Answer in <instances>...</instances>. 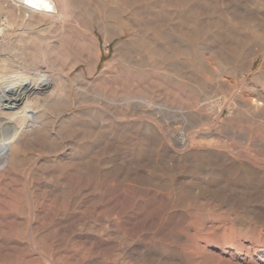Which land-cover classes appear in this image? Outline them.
Instances as JSON below:
<instances>
[{"label": "rangeland", "instance_id": "374dc122", "mask_svg": "<svg viewBox=\"0 0 264 264\" xmlns=\"http://www.w3.org/2000/svg\"><path fill=\"white\" fill-rule=\"evenodd\" d=\"M83 1L101 8L115 5L121 9L119 18L124 19L112 23L113 27L109 21L110 24L105 23L107 26L102 24L101 35L96 31L92 34L90 29L95 19L88 17L85 22L88 31L84 34L87 46H83V56L74 57L80 64L70 74L72 79L84 72L92 81V88L90 85L88 88L90 96L107 102L100 108L96 102L89 105L80 98L81 102H77L78 95L72 89L77 84L73 81L76 77L70 80L72 93L68 102L61 103L62 109L59 106L56 111L48 110L52 141H43L40 136L35 141L38 152H27L22 163L4 164L6 169L0 170V264H264V178L233 181L226 172L221 178L220 173H210L205 168L207 164H251L263 174L264 106L259 108L260 117L248 115L243 106L250 102L251 89L264 88V57L249 70L263 47L254 35L264 25V0H99L102 5L98 0L97 3ZM149 11L153 14L151 18H156L155 26L142 22L149 17L145 14ZM257 25L260 27L256 28ZM118 27H123L121 33ZM104 38H110V43ZM86 58H91L93 63ZM98 60L101 61L98 73L89 76L90 68ZM131 104H138L144 110L154 109L149 114L135 113L129 109ZM108 108L123 111L126 124L115 128L91 112ZM202 112L208 114L207 119L202 117ZM61 124H65V129ZM133 124L135 128L128 126ZM94 126L102 129L92 137L89 129ZM78 127L83 129L77 132ZM60 131L63 135L72 134L66 135L67 139ZM81 131L89 133L92 139L88 140L85 134L82 138ZM206 133L212 136L207 137ZM178 136L186 141L184 146L175 142ZM207 150L219 157L202 156ZM31 154L35 159L28 162ZM75 160L83 162L74 164ZM32 181L34 184L29 183ZM223 182L228 184L226 189ZM5 184L8 187L3 189ZM11 190L14 192L10 193ZM199 193L205 197L197 201ZM120 212L124 213L123 218ZM32 221L40 233L46 228L44 233H50L54 244L47 245L38 236H30ZM95 227H103L102 232ZM164 259L167 262L163 263Z\"/></svg>", "mask_w": 264, "mask_h": 264}, {"label": "bare ground", "instance_id": "6f19581e", "mask_svg": "<svg viewBox=\"0 0 264 264\" xmlns=\"http://www.w3.org/2000/svg\"><path fill=\"white\" fill-rule=\"evenodd\" d=\"M87 1V0H85ZM91 1V0H90ZM89 1V2H90ZM94 1V0H93ZM97 0H95L96 2ZM102 1V0H100ZM99 0L97 1L98 3L100 2ZM113 1V0H112ZM84 2L83 0L79 2L75 1V0H0V170L3 171L5 168L4 164H20L22 163L25 159H26V153L27 152H38L37 150H35V141L40 138V136H42V140L44 141L45 139H49L52 141L50 133L48 128H51L49 123H51L49 121V119L47 118V114H48V110H53L56 111L59 106L61 108V105L66 104L68 102V100L70 99L69 96L72 93L71 92V86L69 85L70 80H73L75 77L77 78L76 75H79L80 79H74V83H77L76 85H72L76 94L78 95V99L76 97L77 100H79V98L83 101L89 104V102H96L99 104V108L101 107L100 105L104 106L106 104L107 101L101 99V98H93L92 96H90L91 94L88 93V88H90V82H92L91 80H89L88 78H86L84 76V72H81L79 74H76L74 76V78H70V74H72V70L75 69L77 66H79L80 61L79 59H77L78 61H75L76 57L81 56L83 54V48H85L87 45H85V38H84V34L86 31H88V29L86 28V20H88V17L91 18V20L94 18V22H93V27L90 29V31L92 32H98L101 35H103L102 31L103 25H106L105 23H112L113 24H117L119 23V10H121L120 8H117L115 5L112 6L111 8H104V6L101 8L98 7V5L96 6H92L89 4H85L82 3ZM96 2V3H97ZM103 2V1H102ZM99 3V5H102ZM140 2V1H139ZM110 3V2H109ZM108 3V5H109ZM112 3V2H111ZM116 2H113L112 4H114ZM93 4V5H94ZM105 4V2H104ZM103 4V5H104ZM107 6V5H105ZM111 6V4L109 5ZM264 6V5H263ZM126 8V6L124 7ZM145 8V7H144ZM128 7H127V11L128 12ZM131 10V9H130ZM142 10V9H141ZM148 10V9H147ZM110 11V12H107ZM125 11V9H124ZM133 11V10H132ZM136 11V10H135ZM121 12V11H120ZM138 12V11H136ZM135 12V13H136ZM146 12V11H145ZM109 13V14H107ZM123 13V11L121 12ZM125 13V12H124ZM123 13V14H124ZM152 12H147L145 14H147V18H141L142 22L145 21L147 25H151V26H155L156 25V21L154 20V18H151V16L153 14H151ZM94 14L96 16H94ZM101 14V15H98ZM103 14V15H102ZM105 14V16H104ZM107 14V15H106ZM133 14V13H132ZM139 17V16H138ZM142 17V16H141ZM146 17V15H145ZM140 18V17H139ZM121 19H123L121 17ZM120 19V20H121ZM140 19V20H141ZM156 19V18H155ZM132 20V19H131ZM130 20V21H131ZM161 20V19H160ZM93 21V20H92ZM109 21V22H108ZM124 21V19H123ZM127 21V20H126ZM137 24L141 23V21H136ZM144 22V23H145ZM109 23V24H110ZM128 23V22H126ZM124 23V24H126ZM134 23V22H132ZM141 23V24H144ZM90 26V23H88ZM107 24V25H109ZM135 24V23H134ZM260 24V23H259ZM106 25V26H107ZM121 25V23H120ZM261 25V24H260ZM260 25L256 26V28L260 27ZM105 26V27H106ZM109 26V27H111ZM117 26V25H116ZM115 26V27H116ZM124 26V25H123ZM129 26V25H126ZM133 26V25H132ZM136 26V25H135ZM146 26V25H144ZM247 26V25H246ZM253 26V25H252ZM262 27H260V29L257 31L255 30V34L254 36H256V39L260 40L259 42H262V48L260 50V52L257 54V56L254 58V61L251 63L249 70L252 71L255 62L260 59L262 56L264 57V25H261ZM113 27V26H112ZM139 27V26H138ZM142 27V26H141ZM90 28V27H89ZM119 28V27H118ZM117 28V29H118ZM135 28V27H134ZM145 28V27H144ZM148 28V26H147ZM145 28V29H147ZM105 29V28H104ZM120 29H123V27H120L118 30L120 31ZM128 29V28H127ZM130 29V28H129ZM128 29V30H129ZM139 29V28H138ZM144 29V30H145ZM136 30V29H135ZM143 30V29H140ZM139 30V31H140ZM143 30V31H144ZM150 30V29H149ZM158 30V29H157ZM116 31V30H115ZM124 31V30H123ZM147 31V30H146ZM260 31V32H259ZM92 32V34H93ZM106 32V31H105ZM125 32V31H124ZM127 32V31H126ZM133 32V31H132ZM136 32V31H135ZM141 32V31H140ZM139 32V33H140ZM210 32V31H209ZM259 32V33H258ZM90 33V32H89ZM118 33V31L116 32ZM115 33V34H116ZM121 33V31H120ZM118 33V34H120ZM123 33V32H122ZM127 33H130L129 31ZM137 33V32H136ZM143 33V32H142ZM148 33V32H147ZM152 33V32H151ZM87 34V33H86ZM108 34V33H107ZM135 34V33H134ZM132 34V35H134ZM207 34V33H206ZM112 35V34H111ZM110 35V36H111ZM147 35V34H146ZM151 35V34H149ZM86 37V35H85ZM114 37H116L114 35ZM113 37V38H114ZM118 37V36H117ZM129 37V36H128ZM131 37V36H130ZM129 37V39H130ZM111 41L112 36L110 37ZM110 38H104V40L108 39L107 41H109ZM134 40H136V37H133ZM88 39V38H87ZM92 39V38H91ZM242 39V38H241ZM138 40V39H137ZM148 40V39H147ZM222 40V39H221ZM88 41V40H86ZM106 41V42H107ZM210 41V39H209ZM208 41V42H209ZM212 41V40H211ZM105 43V42H104ZM110 43V41H109ZM213 43V41H212ZM242 43V42H241ZM204 44V43H203ZM85 45V47H83ZM90 45V44H89ZM88 45V46H89ZM134 45V44H133ZM174 46H176V44H173ZM204 46V45H203ZM202 46V47H203ZM245 47V46H244ZM149 48V47H148ZM234 48V47H233ZM254 48V47H253ZM88 49V48H87ZM186 49V48H185ZM89 50V49H88ZM88 50H85L88 51ZM176 52L179 54L180 56V49L179 47L175 48ZM237 51V50H236ZM257 51V50H256ZM149 52V51H147ZM146 52V53H147ZM88 53V52H86ZM91 53V52H90ZM232 53V52H231ZM238 53V52H236ZM241 53V52H240ZM142 54V53H141ZM175 54V53H174ZM235 54V53H232ZM87 55V54H86ZM90 55V54H89ZM88 55V56H89ZM100 55V54H99ZM76 56V57H75ZM83 56V55H82ZM85 56V55H84ZM134 56V55H133ZM152 56V55H151ZM149 56V58L151 57ZM154 56V55H153ZM156 56V55H155ZM234 56V55H233ZM75 57V58H74ZM93 57V56H92ZM128 57V56H127ZM157 57V56H156ZM182 57V56H181ZM79 58V57H78ZM82 58V57H81ZM123 58V57H122ZM229 58V57H227ZM233 58V57H232ZM87 59V58H86ZM89 60L91 58H88ZM87 59V60H88ZM98 58L96 57L95 61ZM180 59V57H179ZM81 60V59H80ZM86 60V61H87ZM125 60V59H124ZM142 60V59H141ZM177 60V59H176ZM182 60V59H181ZM187 60V59H186ZM231 60V59H229ZM229 60H226V62H230ZM233 60V59H232ZM68 61H70L71 63H69V67L67 68V63ZM100 60L97 61V64H94V67L92 69L90 68V73L88 74L89 76L91 75H95L96 73H98V62ZM234 61V60H233ZM232 61V62H233ZM92 62L91 60L89 61V63ZM101 62V61H100ZM181 62V61H180ZM221 62V61H220ZM93 63V62H92ZM143 63V62H142ZM145 63V62H144ZM160 63V62H159ZM231 63V62H230ZM88 64V62H87ZM137 64V63H136ZM234 64V63H233ZM110 65V64H109ZM142 65V64H141ZM231 65V64H229ZM136 66V65H135ZM201 66V65H200ZM65 67L67 68L65 70ZM137 67V66H136ZM157 67V66H156ZM159 67V66H158ZM214 68V67H213ZM232 68V66H231ZM197 69H200L197 68ZM140 70V69H139ZM196 70V69H195ZM198 72V70H196ZM200 71V70H199ZM172 73V72H171ZM209 73V72H208ZM202 74V73H201ZM223 74V73H222ZM246 74V73H245ZM192 75V74H191ZM88 76V77H89ZM212 76V75H211ZM195 77V76H194ZM217 77V76H216ZM222 77V76H221ZM90 78V77H89ZM174 78V77H173ZM206 79V78H205ZM194 80V78H193ZM197 80V79H196ZM99 81V80H98ZM177 81V80H176ZM199 81V80H198ZM72 82V81H71ZM211 82V81H210ZM213 82V81H212ZM192 83V81H191ZM220 83V82H219ZM73 84V83H72ZM103 84V83H101ZM194 84V83H193ZM192 84V85H193ZM201 84V83H198ZM244 84V83H243ZM90 85V86H89ZM93 85V84H92ZM196 85V84H195ZM209 85V84H208ZM176 86V85H175ZM191 86V84H190ZM206 86V85H205ZM215 86V85H214ZM213 87V86H212ZM211 87V88H212ZM92 88V86H91ZM102 88V87H101ZM195 88V87H194ZM207 88V87H206ZM210 88V87H209ZM214 88V87H213ZM219 88V87H218ZM197 88H195L196 90ZM94 90V88H93ZM199 90V89H198ZM213 90V89H212ZM90 91V90H89ZM96 92V91H95ZM198 92V91H197ZM201 92V91H200ZM212 92V91H211ZM74 93V92H73ZM94 93V91L92 92ZM210 93V92H209ZM97 94V93H96ZM208 94V93H206ZM215 94V93H214ZM250 102L245 104L243 106V109L246 110L245 112L249 115H256L258 117H260V113H259V108L260 106H264V88H258V89H251L250 90ZM99 95V94H98ZM130 95V94H129ZM226 95V94H225ZM72 96V95H71ZM75 97V96H74ZM210 97V96H207ZM73 98V96H72ZM135 98V97H134ZM212 98V97H211ZM75 100V101H77ZM111 100V99H110ZM209 100V99H208ZM124 101V100H123ZM134 101V100H133ZM252 101V102H251ZM77 102H81L80 100ZM109 102V101H108ZM121 102V101H120ZM132 102V101H131ZM208 102V101H207ZM215 102V101H214ZM62 103V104H61ZM206 103V102H205ZM82 104V103H81ZM108 104V103H107ZM110 104V103H109ZM148 104V103H147ZM191 104V103H190ZM211 104V103H210ZM78 105V104H77ZM91 105V104H89ZM93 105V104H92ZM71 106V105H69ZM80 106V104H79ZM108 106V105H107ZM129 106V105H128ZM234 106V105H233ZM64 107V106H62ZM105 107V106H104ZM130 111L132 112H139V111H147L148 114L149 112H152L154 107L152 108H146V110H144V108L138 104H131L129 106ZM149 107V106H148ZM59 108V109H60ZM67 108L68 104H67ZM212 108V107H211ZM238 108V107H237ZM56 109V110H55ZM62 109V108H61ZM103 109V108H102ZM188 109V108H187ZM239 109V108H238ZM242 109V110H243ZM66 110V109H65ZM94 110V109H93ZM190 110V109H189ZM61 111V110H60ZM88 111V110H86ZM91 111V110H90ZM195 111V110H194ZM264 111V110H263ZM91 112H95L101 119L103 123H106L108 125H111L113 127H119L122 126L125 123V119L124 116H126L125 113H123V111H120L119 109H115V108H108L107 111L101 110L100 111H91ZM201 112V111H200ZM214 112V111H213ZM185 113V112H184ZM191 113V112H190ZM260 115H259V114ZM147 114V115H148ZM203 118L208 117V114L205 115L203 114V112L201 113ZM245 114V113H244ZM54 115V114H53ZM132 115V114H131ZM134 115V114H133ZM152 115V114H151ZM189 115V114H188ZM193 115V114H192ZM49 116V115H48ZM57 116V115H55ZM88 115H86L85 117H87ZM91 116V115H90ZM94 117V114L92 115ZM195 116V115H194ZM207 116V117H206ZM82 117V116H81ZM84 117V115H83ZM82 117V118H83ZM84 117V118H85ZM92 117V118H93ZM96 117V116H95ZM54 118V117H53ZM144 118V117H143ZM51 119V118H50ZM88 119V118H87ZM194 119V118H193ZM53 120V119H52ZM191 120V119H190ZM199 120V119H198ZM218 120V119H217ZM251 120V119H250ZM94 121V120H92ZM226 121V120H225ZM195 122H197L195 120ZM204 122V121H203ZM249 122V121H248ZM189 124L192 122H188ZM67 124V123H65ZM63 124V125H65ZM73 123H71L72 125ZM101 124V123H100ZM240 124V123H239ZM53 125V124H52ZM51 125V126H52ZM62 125V124H61ZM62 125V126H63ZM75 125V124H74ZM88 125V124H87ZM195 125V124H192ZM49 126V127H48ZM68 126V124H67ZM81 126V125H80ZM79 126V127H80ZM129 127L132 126V128H135L134 124L133 125H128ZM65 129V126H63ZM62 127V128H63ZM70 127V125H69ZM74 128L73 130L76 131L75 129H77V132L80 131V129L82 128ZM128 127V128H129ZM139 127V126H138ZM184 127V126H183ZM54 128V127H53ZM68 128V127H67ZM66 128V129H67ZM85 128V127H84ZM88 127H86V132L88 131L87 129ZM127 128V126H126ZM137 128V127H136ZM149 128V126H148ZM178 128V127H177ZM181 128V127H180ZM102 129L101 126H94V127H90V134L93 133L91 136L94 137L93 135L94 132L100 131ZM120 129V128H119ZM124 129V128H123ZM233 129V128H232ZM263 129V128H262ZM71 130V129H70ZM68 129L69 132H72ZM125 130V129H124ZM131 130V129H130ZM135 130V129H133ZM150 130L147 129V131ZM154 130V129H153ZM188 130V129H187ZM242 130V129H241ZM52 132V130H50ZM64 131V130H63ZM67 131V130H66ZM155 131V130H154ZM218 131V130H217ZM255 131V130H254ZM62 131H60L61 133ZM65 132V131H64ZM86 132L84 133L83 131H81V133H83L82 138L86 137L89 139V135H86ZM102 132V131H101ZM210 132V131H209ZM76 133V132H73ZM98 133V132H97ZM149 133V131H148ZM155 134V136L157 137V133L153 132ZM152 133V134H153ZM208 133V132H207ZM206 133V134H207ZM257 133V132H256ZM62 134V133H61ZM66 134V133H64ZM70 134V133H68ZM66 134V135H68ZM72 134V133H71ZM70 134V135H71ZM79 134V133H78ZM84 134L86 136H84ZM100 134V133H99ZM151 134V133H149ZM205 134V135H206ZM262 134V133H261ZM60 135V134H59ZM66 135H61L62 137H66ZM69 135V136H70ZM75 135V134H74ZM81 135V134H79ZM172 135V134H171ZM73 136V135H72ZM71 136V137H72ZM90 136V137H91ZM97 136V135H96ZM176 136V135H175ZM182 136V135H181ZM178 136L176 137L175 142L177 141L179 145L184 146L186 144V141L184 140L183 137ZM212 134H207V137H211ZM56 136H54L53 141ZM68 137V136H67ZM66 137V138H67ZM74 137V136H73ZM77 137V136H75ZM263 137V136H262ZM70 138V137H69ZM80 138V137H78ZM77 138V139H78ZM96 138V137H95ZM65 139V138H64ZM68 139V138H67ZM71 139V138H70ZM73 139V138H72ZM76 139V140H77ZM94 139V138H93ZM97 139V138H96ZM95 139V140H96ZM158 139V137H157ZM205 139V138H200ZM207 139V138H206ZM211 139V138H210ZM40 140V139H39ZM38 140V141H39ZM45 140V141H47ZM48 140V143H50ZM60 140V139H59ZM58 140V141H59ZM63 140V139H61ZM60 140V141H61ZM159 141H161V139H158ZM170 140V139H169ZM187 140V139H186ZM41 141V140H40ZM39 141V142H40ZM79 141V140H78ZM77 141V142H78ZM81 141V140H80ZM194 141V140H193ZM211 141V140H210ZM37 142V141H36ZM71 142V141H70ZM83 142V140H82ZM85 142V139H84ZM200 142V141H197ZM196 142V143H197ZM203 142V141H202ZM208 142V141H207ZM40 143L43 144V142L41 141ZM46 143V142H45ZM80 143V142H79ZM161 143V142H160ZM204 143V142H203ZM40 144V146L42 145ZM77 144V143H76ZM85 143H83L84 145ZM195 144V143H194ZM199 144V143H198ZM36 146L37 143H36ZM69 146V145H68ZM91 146V145H90ZM264 146V145H263ZM42 147V146H41ZM44 147V146H43ZM53 147V146H52ZM74 147V146H73ZM76 147V146H75ZM86 147L87 144H86ZM187 147V146H186ZM83 148V147H82ZM85 148V147H84ZM39 149V147H38ZM41 149V148H40ZM79 149V148H78ZM186 149V148H185ZM44 150V149H43ZM75 150V149H74ZM101 150V149H100ZM40 151V150H39ZM42 151V150H41ZM45 151V150H44ZM55 151V150H54ZM77 151V150H76ZM57 152V150H56ZM74 152V151H73ZM87 152V151H86ZM182 152V151H181ZM170 153V152H169ZM58 154V153H57ZM77 154V152H76ZM83 154V153H82ZM25 155V156H24ZM32 155V154H31ZM35 155V154H34ZM67 155H70V153H68ZM77 156V155H76ZM82 156V155H81ZM202 156H206L208 158H213L214 157H219L218 154H215L214 152L207 150L205 152H203ZM34 156H30L28 159V162L30 161V159L34 160L35 157ZM71 157V156H70ZM73 157V156H72ZM75 157V156H74ZM73 157V158H74ZM42 158V157H41ZM72 158V163H73V159ZM79 158V157H78ZM85 158V157H84ZM83 158V160H84ZM207 158V159H208ZM224 159H227L225 156L223 157ZM54 159V158H53ZM86 159V158H85ZM215 159V158H214ZM246 159V158H245ZM56 160V159H54ZM216 160V159H215ZM228 160V159H227ZM85 161V160H84ZM87 161V160H86ZM89 161V160H88ZM88 161L86 164H88ZM230 161V159L228 160ZM68 162V161H67ZM71 162V161H69ZM68 162V163H69ZM82 160H75L74 164H82ZM26 164V162H24ZM90 163V162H89ZM178 163V162H177ZM70 164V163H69ZM84 164V163H83ZM205 165V164H204ZM207 171L209 169L210 173H220L219 175H221L224 177L225 172L227 173V176L230 174V176H232V180L233 181H240L242 182L243 180H247V177H257V178H264V170L262 171V175H260L257 170L258 167L256 168L257 170H255L254 166H252L251 164H207L205 165ZM8 167V165H7ZM22 168V167H21ZM204 168V169H205ZM90 169V168H89ZM165 169V168H164ZM170 173V172H169ZM207 173V172H206ZM209 174V173H207ZM205 174V175H207ZM204 175V176H205ZM216 175V174H214ZM210 175H208L209 177ZM34 177V176H33ZM203 177V176H202ZM206 177V176H205ZM211 177V176H210ZM219 177V176H218ZM38 178V177H37ZM212 178V177H211ZM216 178V177H215ZM220 178V179H221ZM261 178V179H262ZM3 179V178H2ZM224 179V178H223ZM1 180V179H0ZM229 181V179L226 178V181ZM263 180V179H262ZM261 180V181H262ZM207 181V180H206ZM227 181V183H229ZM249 181V180H248ZM264 181V180H263ZM38 182V181H37ZM163 182V181H162ZM205 182V181H204ZM221 182V181H220ZM260 182V181H259ZM4 183V182H3ZM10 182H8L9 184ZM19 183V182H18ZM29 183H33L29 182ZM156 183V182H155ZM216 183V182H215ZM224 183V182H223ZM226 182L224 184V187L227 186ZM1 184V183H0ZM7 184V183H6ZM5 184V185H6ZM7 184V185H8ZM28 184V183H27ZM32 184L30 185L32 187ZM6 185V187L3 189H6L8 186ZM9 185H13L12 183ZM14 185H16L14 183ZM36 185V184H35ZM179 185V184H178ZM181 185V184H180ZM209 185V184H208ZM210 185H213V182H210ZM230 185V184H229ZM3 186V184H2ZM38 186V185H37ZM161 186V185H160ZM212 186V188H213ZM231 186V185H230ZM245 186V185H244ZM14 187V186H13ZM131 187V186H130ZM162 187V186H161ZM160 187V188H161ZM207 187V186H205ZM209 187V186H208ZM258 187V186H257ZM32 188H35L34 185ZM39 188V187H38ZM138 188V187H137ZM182 188V187H181ZM229 188V187H228ZM235 188V187H234ZM251 188V187H250ZM18 189V188H16ZM36 189V188H35ZM34 189V190H35ZM40 189V188H39ZM38 189V190H39ZM43 189V188H41ZM179 189V187L177 188ZM187 189V188H186ZM192 188L188 189L189 191H191ZM208 189V188H204ZM217 189V188H216ZM224 188H222L223 190ZM226 189V187H225ZM224 189V192H225ZM238 189V188H237ZM246 189V188H245ZM164 190V189H163ZM168 190V189H167ZM185 190V189H184ZM203 190V191H204ZM213 190V189H212ZM228 190V189H227ZM242 190V189H241ZM257 190V188H256ZM3 191V190H2ZM1 191V192H2ZM9 191V190H7ZM12 191V190H11ZM10 193H13L14 190ZM33 191V189H32ZM144 191V190H142ZM218 191V190H217ZM220 191V190H219ZM230 191H235L236 190H230ZM238 191H240L238 189ZM244 191V190H243ZM247 191V190H245ZM244 191V192H245ZM249 191L251 192V190L249 189ZM41 192V191H40ZM140 192V191H139ZM145 192V191H144ZM186 192V191H185ZM192 192V193H191ZM190 193L193 195V191H191ZM201 192V191H200ZM207 192V191H206ZM214 192V191H213ZM212 192V193H213ZM233 192V193H235ZM241 192V191H240ZM262 192V191H261ZM4 193V191L2 192ZM9 193V192H7ZM6 193V194H7ZM9 193V194H10ZM33 193V192H32ZM44 193V192H43ZM42 193V194H43ZM143 193V192H142ZM189 193V192H188ZM187 193V194H188ZM210 193V191L207 193L206 196H208V194ZM230 193V192H229ZM232 193V192H231ZM239 193V192H238ZM242 193V192H241ZM5 194V193H4ZM7 194V195H9ZM37 194V193H35ZM165 194V193H164ZM184 194V193H183ZM190 194V195H191ZM200 194V193H199ZM221 194H223L221 192ZM225 194V193H224ZM16 195V194H15ZM41 194L38 195V197ZM163 195V194H162ZM186 195V194H185ZM189 195V194H188ZM204 195L203 193L200 194V196L198 198H196L195 200L199 201L200 199H203L205 196H201ZM242 195V194H241ZM6 196V195H5ZM9 196H13V195H9ZM67 196V195H66ZM153 196V194H152ZM211 196V195H210ZM240 196V195H239ZM17 197V196H16ZM15 197V198H16ZM36 197V196H35ZM41 197V196H40ZM40 197L38 198V200L40 199ZM46 197V196H45ZM44 197V198H45ZM48 197V196H47ZM56 197V196H54ZM163 197V196H162ZM188 197V196H187ZM191 196H189L190 199ZM193 197V196H192ZM11 198V197H10ZM20 198H22V196H20ZM24 198V197H23ZM43 198V197H42ZM52 198V197H50ZM58 198V197H57ZM68 198V197H67ZM160 198V197H159ZM194 198V197H193ZM212 198V197H210ZM218 198V197H217ZM243 197H238V199H240ZM17 199V198H16ZM46 199V198H45ZM53 199V198H52ZM64 200V198H62ZM66 199V198H65ZM206 199V198H205ZM214 199V198H213ZM8 200V199H7ZM12 200V199H11ZM34 200V198H33ZM59 200V199H56ZM70 197H69V201H70ZM194 200V199H193ZM210 200V199H209ZM237 200V199H236ZM14 201V200H13ZM37 201V200H36ZM41 201V200H39ZM43 201H45L43 199ZM42 201V203H44ZM51 201V200H50ZM53 202H56L55 200H52ZM51 201V202H52ZM66 201V200H64ZM63 201V202H64ZM108 201V200H107ZM212 201V200H211ZM243 201V200H242ZM245 201V200H244ZM16 202V201H15ZM15 202L13 204H15ZM49 202V201H48ZM67 202V201H66ZM65 202V203H66ZM71 202V201H70ZM216 202V201H215ZM226 202V201H224ZM232 202V201H231ZM235 202V200H234ZM233 202V203H234ZM246 202V201H245ZM244 202V203H245ZM35 203V202H34ZM38 203V202H37ZM41 203V202H40ZM41 203V204H42ZM64 203V204H65ZM68 203V202H67ZM107 203V202H106ZM190 203V202H189ZM213 203V202H212ZM217 203V202H216ZM244 203L241 202L242 205H244ZM41 204L39 206H41ZM50 204V203H49ZM48 204V205H49ZM63 204V205H64ZM70 204V203H69ZM195 204V203H194ZM235 204V203H234ZM36 205V204H35ZM43 205V204H42ZM75 205V204H74ZM227 205V204H226ZM237 205V204H236ZM240 205V206H242ZM14 206V205H12ZM38 206V205H36ZM58 206V205H57ZM68 206V204H67ZM232 206V205H229ZM234 206V205H233ZM232 206V207H233ZM238 206V205H237ZM236 206V207H237ZM21 207V206H20ZM70 207V206H69ZM68 207V208H69ZM196 207V206H195ZM239 207V206H238ZM245 207V206H244ZM2 208V207H1ZM19 208V206H18ZM17 208V210H18ZM67 207H65L66 210ZM158 208V207H157ZM214 208V207H213ZM240 208V207H239ZM64 209V208H63ZM8 210V209H7ZM40 210V208H39ZM43 210V209H42ZM41 210V211H42ZM51 210V209H50ZM200 210V209H199ZM244 210V208H243ZM24 212V210H22ZM68 211V210H66ZM103 211V210H102ZM120 211V210H118ZM122 211V210H121ZM259 211V210H258ZM48 212V211H47ZM65 212V211H64ZM39 212L36 213L37 217L39 216L38 214ZM53 213V212H52ZM55 213V212H54ZM53 213V214H54ZM66 213V212H65ZM117 213V212H116ZM121 213V212H120ZM119 213V214H120ZM26 214V213H25ZM44 214V213H42ZM49 214V213H48ZM56 214V213H55ZM54 214V215H55ZM64 214V213H63ZM124 214V213H123ZM123 214L121 213L120 217L123 216ZM50 215V214H49ZM45 216V214L43 215ZM47 216V215H46ZM45 216V217H46ZM53 216V215H52ZM52 216H50V219H54L52 218ZM56 216V215H55ZM54 216V217H55ZM64 216V215H63ZM5 217V215H4ZM33 217L35 218V214H33ZM32 217V218H33ZM36 217V219H37ZM41 217V215H40ZM111 217V216H110ZM6 218V217H5ZM15 218V217H14ZM66 218V217H65ZM123 218V217H122ZM11 219V218H9ZM40 218L37 219V221ZM44 219V218H43ZM47 219L49 220V217L46 218V222ZM15 220V219H14ZM13 220V221H14ZM19 220V219H18ZM55 220V219H54ZM53 220V221H54ZM143 220V219H142ZM12 222V221H11ZM39 222H41L39 220ZM38 222V223H39ZM45 222V221H44ZM49 222V221H48ZM16 224V222H13ZM30 223V222H29ZM52 223V221H51ZM138 223V222H137ZM14 224V225H15ZM19 224V222L17 223ZM44 224V223H43ZM42 224V225H43ZM53 224V223H52ZM98 224V223H97ZM117 224V223H116ZM30 225V224H29ZM39 225V224H38ZM48 225V223H47ZM50 225V223H49ZM107 225V224H106ZM16 226V225H15ZM31 226V232H30V236L31 237H35L38 236L41 240L45 241L46 244H51L53 243L52 239H51V235L50 233H44L46 231V228L43 229L44 232L40 233V231L38 230L39 228L36 226L35 222L32 221ZM45 226V225H44ZM62 226V225H61ZM98 226V225H97ZM102 225H100L99 227H101ZM22 227V226H21ZM49 228V226H47ZM52 227V226H51ZM57 227V226H56ZM43 228V227H42ZM53 228V227H52ZM55 228V227H54ZM97 227H95L96 229ZM103 228V227H102ZM102 228H97L101 229ZM112 228V227H111ZM23 229V228H22ZM25 229V228H24ZM57 229V228H55ZM94 229V230H95ZM129 229V228H128ZM141 229V228H140ZM72 230V229H71ZM19 231V230H18ZM51 232V230H49ZM87 231V230H86ZM104 231V230H103ZM7 232V231H6ZM21 232V231H20ZM102 232V231H101ZM129 232H131L129 230ZM141 232V231H140ZM17 233V232H16ZM15 233V234H16ZM54 233V232H53ZM64 233V232H63ZM97 233V231H96ZM100 233V232H98ZM29 234V233H28ZM101 234V233H100ZM213 234V233H212ZM99 235V234H98ZM103 235V233H102ZM12 236V235H11ZM54 236V235H53ZM97 236V235H96ZM101 236V235H100ZM121 236V235H120ZM14 237V236H13ZM18 237V235H17ZM63 237V236H62ZM123 237V236H122ZM15 238V237H14ZM21 238V237H20ZM55 238V237H54ZM60 238V237H59ZM68 238V237H67ZM100 239V238H99ZM14 241H16L15 239H13ZM12 240V241H13ZM18 240V238H17ZM13 241V242H14ZM42 241V242H43ZM41 242V243H42ZM24 243V242H23ZM35 243V242H34ZM44 243V242H43ZM93 243V242H92ZM45 244V243H44ZM45 244V245H46ZM54 244V243H53ZM46 245V246H47ZM52 245V244H51ZM16 245H14L15 247ZM48 247V246H47ZM51 247V246H50ZM53 247V246H52ZM51 247V248H52ZM6 248V247H4ZM24 248V247H23ZM47 249V248H46ZM1 250V249H0ZM4 250V249H3ZM2 250V251H3ZM1 252V251H0ZM85 252V250L83 251ZM102 252V251H101ZM10 254V253H9ZM84 254V253H83ZM1 255V254H0ZM14 255V254H13ZM28 255V254H27ZM44 255V254H43ZM18 256V255H17ZM82 257V256H81ZM112 257V256H110ZM113 258V257H112ZM16 259V258H14ZM23 259V258H22ZM25 259V258H24ZM60 259V258H59ZM165 260V259H164ZM164 260H161L164 261ZM167 262L166 260L163 262L165 263ZM11 263V262H10ZM39 263V261H38ZM151 264V263H149Z\"/></svg>", "mask_w": 264, "mask_h": 264}]
</instances>
